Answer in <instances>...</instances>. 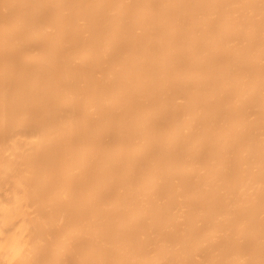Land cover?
Masks as SVG:
<instances>
[{
    "label": "bare ground",
    "instance_id": "1",
    "mask_svg": "<svg viewBox=\"0 0 264 264\" xmlns=\"http://www.w3.org/2000/svg\"><path fill=\"white\" fill-rule=\"evenodd\" d=\"M0 264H264V0H0Z\"/></svg>",
    "mask_w": 264,
    "mask_h": 264
}]
</instances>
